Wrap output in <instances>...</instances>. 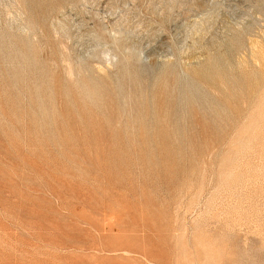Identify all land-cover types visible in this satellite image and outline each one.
<instances>
[{
    "label": "rangeland",
    "instance_id": "obj_1",
    "mask_svg": "<svg viewBox=\"0 0 264 264\" xmlns=\"http://www.w3.org/2000/svg\"><path fill=\"white\" fill-rule=\"evenodd\" d=\"M0 264H264V0H0Z\"/></svg>",
    "mask_w": 264,
    "mask_h": 264
},
{
    "label": "bare ground",
    "instance_id": "obj_2",
    "mask_svg": "<svg viewBox=\"0 0 264 264\" xmlns=\"http://www.w3.org/2000/svg\"><path fill=\"white\" fill-rule=\"evenodd\" d=\"M14 48V47H13ZM53 59V58H52ZM24 61V60H23ZM54 61V60H53ZM81 76V75H80ZM84 81V80H83ZM196 81V80H195ZM199 82V81H198ZM55 83V82H54ZM57 84H58V82H57ZM58 86V85H57ZM94 86V85H93ZM60 87V86H59ZM58 87V88H59ZM90 89V88H89ZM91 90V89H90ZM35 91V90H34ZM50 92H52V91H50ZM93 92V91H92ZM39 93V92H38ZM59 93V92H58ZM62 93V92H61ZM70 93V92H69ZM58 96H59V94H57ZM71 96V95H70ZM93 97V96H92ZM96 97V96H95ZM36 98V97H35ZM38 98V97H37ZM41 100V99H40ZM57 100H60V99H57ZM74 100H75V98H74ZM107 100V99H106ZM34 101V100H33ZM170 102V101H169ZM32 103V102H31ZM58 103H59V101H58ZM96 103V102H95ZM100 104V103H99ZM101 105V104H100ZM40 106V105H39ZM164 106V101H160L159 103H158V107L159 108H162ZM57 107H58V105H57ZM60 107V106H59ZM62 107H63V105H62ZM104 107H105V105H104ZM58 109V108H57ZM60 109V108H59ZM58 109V110H59ZM78 109V111L80 112L79 114H80V116L82 117V115H84V116H86L87 115V112L84 110V108H82V107H78L77 108ZM68 111H69V109H68ZM106 111V110H105ZM70 112V111H69ZM60 114H61V112H60ZM169 114H171V111H168L167 113H166V115L167 116H169ZM62 115V114H61ZM87 117V120H89V122H90V126H93V127H95V128H98V127H100L99 126V123L98 122H96V120H94V117L93 116H91V115H87L86 116ZM62 118V117H61ZM57 119V118H56ZM83 119V118H82ZM147 120H150V118H146V121ZM159 121H158V123H156L157 124V130H158V132L160 133V135H161V139H162V141H165L166 139H168L169 138V136H170V133H171V131H169V128H168V126L167 125H165L163 122H162V120H160V119H158ZM74 121H76L75 119H74ZM97 121H99L100 122V120H97ZM143 123H145V122H143L142 121V124L140 125L141 126V128H142V130L143 131H145L146 130V128H147V126L145 125V124H143ZM59 124V123H58ZM68 124H69V122H68ZM149 124V123H148ZM116 125V124H115ZM150 125V124H149ZM60 126V125H59ZM68 126V125H67ZM75 126H76V124H75ZM238 126V125H237ZM58 127V126H57ZM69 127V126H68ZM175 126L174 125H172V128H174ZM69 129H70V127H69ZM75 129H76V127H75ZM61 130V129H60ZM161 153L163 154V157L164 158H166L167 156H169V155H171L172 154V152H171V150H169V148H162V151H161ZM154 159V158H153ZM150 161V160H149ZM155 166H156V164H155Z\"/></svg>",
    "mask_w": 264,
    "mask_h": 264
}]
</instances>
